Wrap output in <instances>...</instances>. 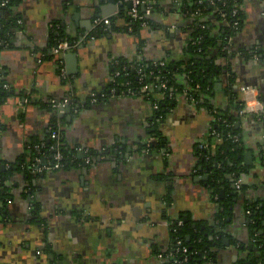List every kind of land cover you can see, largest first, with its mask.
Masks as SVG:
<instances>
[{
    "label": "crops",
    "instance_id": "crops-1",
    "mask_svg": "<svg viewBox=\"0 0 264 264\" xmlns=\"http://www.w3.org/2000/svg\"><path fill=\"white\" fill-rule=\"evenodd\" d=\"M147 3L159 4L152 19L162 29L144 28L140 37L125 29L109 35L93 30L96 18L120 14L124 18L117 27L124 28L130 19L127 0H116L115 5L108 0H18L10 12L0 10V20L13 23L9 45L0 50V80L10 86L0 102V161L18 165L30 156V142L49 136L53 112L46 103L68 97L81 103L78 113L60 114L65 141L77 152L79 163L31 180L18 171L10 175L12 188L0 221V264H164L172 249V225L214 227L222 210L219 197L225 198L228 187L214 195L208 186L210 177L199 153L210 133L207 112L185 95L177 96L175 109L157 125L169 144L166 157L164 151L145 150L156 140L151 121L155 110L144 97L110 96L85 106L91 93H109L118 60L132 65L138 59H184L189 29L182 27V0ZM241 11L244 25L230 52L222 53L219 45L208 52L223 72L209 81L216 105L226 102L227 68L241 100L240 87L248 86L264 102V0H244ZM211 21V34L219 40L222 26L213 16ZM86 34L95 38L63 56L55 54L60 42ZM239 130L244 170L238 179L244 189L223 240L196 264H261L251 252L246 206L264 204V167L258 158L264 144V111L261 118L243 117ZM86 157L92 158L90 165ZM29 192L39 206L37 220L29 214Z\"/></svg>",
    "mask_w": 264,
    "mask_h": 264
},
{
    "label": "trees",
    "instance_id": "trees-1",
    "mask_svg": "<svg viewBox=\"0 0 264 264\" xmlns=\"http://www.w3.org/2000/svg\"><path fill=\"white\" fill-rule=\"evenodd\" d=\"M145 1L147 2V0ZM158 1L159 0H157V2ZM243 1L244 0H182L179 14L184 19V25H181L182 27L189 29V39L185 46L184 59L181 61L166 63L165 66H154L151 62L149 63L142 59L136 60L132 65L130 63H125L122 60H118V65L116 66V68H123L124 66L128 67L127 77L122 76L120 78L118 86L119 91L124 89V83L126 81L133 82L134 89L139 91L138 87L141 83V76L137 73L139 68L145 75L143 79L144 84L155 86L160 85L162 82L166 83V88L161 89L158 87L155 89V92L162 96V100L153 101V104L158 105L159 109L155 111L151 120L154 125V131L152 134L156 140L150 146L152 152L164 151L169 148L167 137L157 130V125L165 120V115L168 112L175 109L178 99L176 94L185 91L187 92L188 97L194 100L193 103H195L198 109L204 110L210 115V131H214L220 136L219 141L221 143L215 149H213L212 146L214 141L218 138L209 136L207 139V143L209 144L208 150L199 151L200 157L204 161L206 172L210 177L208 186L213 194L217 195L222 186L228 187V193L225 198L221 199L219 197L218 200L222 210L219 212L216 219L218 222L217 227H213L210 230H201V228H192L184 223H182V225L174 224L171 227L173 242L176 239H180L185 246L191 249V252L195 253V251H197L196 254H193V256L190 257L186 264H196L203 258L205 252H208L209 256H211V249L216 245H219L225 236V232L221 233L218 230L220 228L225 229L227 226V222L232 216L233 207L239 197L238 195L240 191L238 192L232 187L234 186V182L231 183L229 178L233 179L234 177L233 181H236L239 178L240 173L244 170L242 164L244 149L241 143L240 130L237 129V125H240L241 119L243 118L240 115V112L243 109V103L240 99L239 93L234 89L236 80L232 70L229 68L226 69L228 72V83L225 88L226 102L221 105H216L213 101V98H211L209 81L215 75L223 72L217 65L216 61L210 58L208 52L211 48L219 45L220 51L226 53L222 51V48L227 44L229 38L233 36L236 31H240L244 25V16L241 11ZM4 2H6V0H0V10L10 12V10L17 5L18 0H10L8 4L2 6ZM159 10V4L155 3L152 6L151 15L146 16L144 19L146 27L142 25V22H135L134 20L129 19L124 28H118L117 21L118 19L124 18V16L120 14L116 18H111L112 25L106 35L119 31V29H125L127 32L129 29H132V34L140 37L141 31L144 28L152 30L162 29L161 26L156 24L152 19L154 12ZM234 10H237L238 12L236 16H234ZM140 12L142 15H145L142 9H140ZM212 16L216 22L222 26L219 40H215L211 34ZM236 22H238L237 27L235 26ZM12 24L13 23L8 21L0 20V38L4 43L9 42ZM236 28H238V30H236ZM66 41L72 42L74 40L68 39ZM141 47H143V43H141ZM2 48L4 47L0 45V50ZM180 77H183V81L180 80ZM4 84L6 83L0 80V102L10 92L3 89ZM147 93L149 94L150 92ZM171 93H174L172 99L169 98ZM146 94L137 93V96L144 97L147 100L148 98L145 96ZM97 95V102H102L107 98H103L101 94ZM70 99L71 104L69 108L71 109V112H73V110L78 107V104L81 105V103L78 102L75 97H71ZM40 105L43 106L42 103H40ZM85 106H91L89 98L85 102ZM44 107L53 112L50 132L45 140L37 142L44 143L45 145L40 152L33 149L30 151L27 150V153H30L31 160L37 156H40L41 158H51L54 153L53 148L55 149L58 145L63 157L64 169L78 164L79 159L77 152L68 146L63 131L61 130L59 133L58 139L52 138V133L54 131L58 132V124L60 121L57 107L52 105L51 102L46 103ZM214 110H217V114H214ZM234 137H238L239 141L236 142ZM29 144L34 146L35 143L30 142ZM259 150L258 158L260 164L264 167V144L261 145ZM26 158L27 156H24L18 165L9 166L6 174H2L1 177H10L11 174H15V172L18 171L19 174L23 175L24 179L31 180L33 176L30 172L19 167L20 163L24 161L26 162ZM11 188L9 182H0V221L3 219L5 210L4 204L8 200V192ZM243 189L244 188L242 187L241 190ZM31 196H33L32 192H29V194L26 195L30 207V209L28 207L29 214L32 220H37L40 213L39 206L36 204L35 199L32 202ZM248 210L252 213L251 216L247 217V227L251 232L254 244V248L251 252L258 256L261 264H264V239L262 235H260L262 223L264 221V204H248L246 206V212ZM188 237H190V240L187 239ZM170 263L171 261L165 256L164 264ZM239 264H245V261L241 260Z\"/></svg>",
    "mask_w": 264,
    "mask_h": 264
},
{
    "label": "built area",
    "instance_id": "built-area-1",
    "mask_svg": "<svg viewBox=\"0 0 264 264\" xmlns=\"http://www.w3.org/2000/svg\"><path fill=\"white\" fill-rule=\"evenodd\" d=\"M130 1L132 3V8L130 9V19L134 20L135 22H142L143 26L146 27V23L144 22V19L146 18V16L151 15L152 13V6L153 4L147 3L145 0H127ZM8 2H10V0H6V2H4L2 4V6H5L6 4H8ZM145 6V15H142L140 12V9H142V7ZM237 10H234V16L237 15ZM112 25L111 19L110 18H96L94 20V31L98 32L100 34H106L110 27ZM235 26H238V22L235 23ZM236 30H238V28H236ZM129 32L132 33V29H129ZM239 31H236L234 33L233 36H231L227 42V44L222 48L223 52H230L231 50V46H232V41L234 39V37L238 34ZM95 37L91 34H86L83 36H80L79 38H77L76 40L69 42V41H62L57 45L55 54H59V55H65L68 52H71L75 49H77L78 47H80L81 45H84L85 43H87L90 39H94ZM0 45H4V47L9 45V42H3L2 39L0 38ZM116 66L118 65V62L115 63ZM152 64L154 66H165L166 62L165 61H153ZM60 73L62 75L63 78L66 79V71L65 68L63 66L62 61H60ZM128 67L124 66L123 68H116L113 72L112 75V87L109 91L108 94H101L102 97H110V96H136L137 93H142V94H146L147 92H150L149 94L147 93L145 96H147V100L148 102L152 103V108L153 110H158L159 107L156 104H153V101L159 100L158 98L161 97V95L155 92V89L160 87L161 89L166 88V83L162 82L160 85H148V84H144L143 83V79H144V74L142 73V70L139 68L137 70V73L141 76V83L140 86L138 87L139 91H136V89H134L133 87V82L131 81H126L124 83V89H121L119 91L118 86H119V82H120V78L123 77H127L128 73ZM123 86V85H122ZM199 88V87H198ZM3 89L6 91L10 90V86L8 84H4L3 85ZM240 93L242 96V103H243V109L240 112V115L242 117L246 116V115H253L257 118H261L263 115V111H264V102L261 101L260 96L258 94V92L256 91V89L252 88V87H245V86H241L240 87ZM177 96L179 95H185L187 99H189L192 103L194 102L193 99L189 98L187 95V92H183V93H177ZM174 96V93H171L169 95V98L172 99ZM88 98L90 99V104L91 106L96 105L98 102V95L97 93L93 92L91 93ZM51 104L56 106L59 112V124H58V132L54 131L52 133V138L53 139H58L59 137V133L62 130V119H61V112H63V109H65L66 107H69L71 104V99L70 97L66 98L63 101L57 102L55 100L51 101ZM195 104V103H194ZM79 111V107L75 108L73 110V113H78ZM214 114H217V110H214ZM209 136L215 137L220 139V136L216 133V132H211L209 133ZM236 142L239 141L238 137H234ZM208 140L203 141L200 145H199V151H205L208 150L209 148V144L207 143ZM32 144V143H31ZM31 144L28 145V151H30L31 149L40 152L43 148H44V143H35L34 146H32ZM149 147V143L147 145ZM54 153L52 154L51 158L45 157V158H41L40 156L35 157L34 159L31 160V157L29 156L28 158H26V162H22L20 163L19 167L22 169H26L27 171L30 172V174L33 176V178H39L40 176H42L45 173H49V172H54V171H58V170H62L64 169V162H63V157L60 153L59 147L57 145V147L54 149ZM169 148H167L166 150H164V156L169 157ZM85 162L86 164H91L92 163V158L91 157H86L85 158ZM5 164H3L2 161H0V168L1 166H3ZM9 165H6V168L8 169ZM234 188L236 191H241L242 188V183L239 179H237L234 182ZM32 202L34 201V196H31ZM30 209V207H29ZM251 211L248 210L247 211V215L251 216ZM216 224L218 225V222L216 221ZM197 251H195V253L191 252V249L187 246L184 245L183 241L180 239H176L173 242V246L172 249L166 254V258L169 259L171 261L170 264H186L188 263L190 257L193 256V254H196ZM204 258H208L209 257V253L205 252L203 254Z\"/></svg>",
    "mask_w": 264,
    "mask_h": 264
},
{
    "label": "water",
    "instance_id": "water-1",
    "mask_svg": "<svg viewBox=\"0 0 264 264\" xmlns=\"http://www.w3.org/2000/svg\"><path fill=\"white\" fill-rule=\"evenodd\" d=\"M109 1V3H112V4H116V0H108ZM124 4H122V6H123ZM127 5H128V7L131 9L132 8V3L130 2V1H127ZM142 11L143 12H145V6H143L142 7ZM2 47H4V45H2ZM219 48H220V46H219ZM71 56H74V54H71ZM226 56V55H225ZM63 112H69V114L71 113V109L69 108V107H66L65 109H63ZM64 116L63 115H61V118H63ZM240 128V125H237V129H239ZM119 148V146H117L116 147V149H118ZM127 152H128V154H130V149H128L127 150ZM106 153H111V151H109V152H106ZM128 154H126V156L125 157H127V155ZM118 155V152L116 151V152H114V156H117ZM121 158H122V156H120ZM251 157H252V155L251 154H246L245 155V158L248 160V159H251ZM7 168H6V165H3L1 168H0V182L2 181V182H9V181H11V178L10 177H1V175L2 174H6V172H7ZM233 182H235V181H233ZM233 187V186H232ZM4 192V191H3ZM228 222H230V219L228 220ZM262 225H264V221H263V223H262ZM214 227H217V224H215L214 225ZM219 232H225V230L224 229H222V228H220L219 230H218ZM218 232V233H219ZM261 235L263 236L264 235V231H261ZM190 239V238H189Z\"/></svg>",
    "mask_w": 264,
    "mask_h": 264
},
{
    "label": "flooded vegetation",
    "instance_id": "flooded-vegetation-1",
    "mask_svg": "<svg viewBox=\"0 0 264 264\" xmlns=\"http://www.w3.org/2000/svg\"><path fill=\"white\" fill-rule=\"evenodd\" d=\"M153 127H154V126H153ZM152 143H154V142H149V147L147 146L148 144L145 145V147H146L145 150H146L147 152H152V150H150V146L152 145ZM85 164H86V163H85ZM86 165H90V164H86ZM1 167H2V166H1ZM171 227H172V226H171ZM172 242H173V240H172ZM172 246H173V244H172Z\"/></svg>",
    "mask_w": 264,
    "mask_h": 264
}]
</instances>
